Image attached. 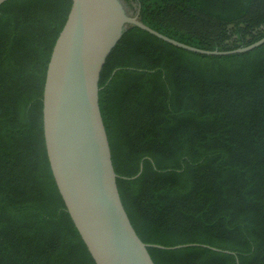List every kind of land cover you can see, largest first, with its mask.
Instances as JSON below:
<instances>
[{"label": "trees", "instance_id": "16d2710c", "mask_svg": "<svg viewBox=\"0 0 264 264\" xmlns=\"http://www.w3.org/2000/svg\"><path fill=\"white\" fill-rule=\"evenodd\" d=\"M122 1L148 28L194 48L264 37V0ZM70 4L0 5V264H95L42 131L46 66ZM98 86L122 205L139 239L162 247L147 248L153 263L264 264V43L202 55L130 26Z\"/></svg>", "mask_w": 264, "mask_h": 264}, {"label": "water", "instance_id": "95a60500", "mask_svg": "<svg viewBox=\"0 0 264 264\" xmlns=\"http://www.w3.org/2000/svg\"><path fill=\"white\" fill-rule=\"evenodd\" d=\"M7 0H0V5ZM42 90L45 152L65 209L95 264H154L122 205L98 92L102 67L130 26L181 49L210 56L245 53L264 37L228 51H208L145 26L122 0H70ZM181 246H174L171 249ZM214 249V248H213Z\"/></svg>", "mask_w": 264, "mask_h": 264}]
</instances>
